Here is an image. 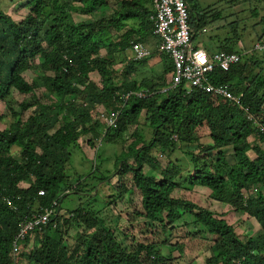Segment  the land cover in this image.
Instances as JSON below:
<instances>
[{"label": "trees", "instance_id": "obj_1", "mask_svg": "<svg viewBox=\"0 0 264 264\" xmlns=\"http://www.w3.org/2000/svg\"><path fill=\"white\" fill-rule=\"evenodd\" d=\"M185 1L194 40L205 33L206 20ZM99 6H110L114 13L83 23L71 20L72 13ZM153 13V0H31L19 23L0 10V109L4 105L6 110L0 120L10 119L0 131V264H19L23 258L28 264H190L182 240L196 237L211 238L206 264H264V77L257 71L263 69L264 53L243 55L229 71L211 76L214 84L242 94L243 107L195 90L187 95L182 87L159 94L169 82L137 77L138 66L157 56L174 74L172 60L160 50L162 38L152 31ZM130 20H141V27H131L107 46L108 52L119 51L124 63L133 41L147 46L150 55L127 62L118 72L119 63L101 55V44ZM93 73L98 82L92 81ZM141 91L152 95L137 96ZM69 100L74 102L66 105ZM100 106L119 112L117 122L109 125ZM144 112L148 117L140 123ZM141 125L153 131L150 140L138 131ZM203 125L210 129L212 144L196 146L193 131ZM100 140L124 143L116 158L121 168L101 172L93 156L98 149L85 156L95 163L89 173L66 176L75 151L84 142L94 148ZM115 174L123 178L118 185L111 182ZM97 181L114 186L115 197L107 206L127 198L124 216L131 218L126 229L107 227L90 203L22 237L44 207L56 202L62 210L66 196L88 187L95 191L97 185L91 184ZM195 188L210 191L209 198H218L228 212L255 219L260 228L251 236L240 234L235 222L175 195ZM70 226L74 238L68 237ZM142 232L156 239L137 240Z\"/></svg>", "mask_w": 264, "mask_h": 264}, {"label": "rangeland", "instance_id": "obj_2", "mask_svg": "<svg viewBox=\"0 0 264 264\" xmlns=\"http://www.w3.org/2000/svg\"><path fill=\"white\" fill-rule=\"evenodd\" d=\"M30 3L31 0H0V10L4 11L8 16H11L17 23H19L28 14ZM120 4L121 2L116 3V5ZM190 4L194 9V12L202 14L203 20H206V32L198 33L196 35L193 41L195 45L202 46L203 48H207L214 52L224 49L252 50L255 42L264 38V22L262 20L264 19V0H190ZM86 6H88V4ZM113 9L114 8L110 6H99L98 8L90 7L87 8V12L82 13L77 11L72 13L73 16L71 17V20L77 23H83L91 18H110L114 13ZM141 24V20L127 21L126 27H123L120 30L113 29L103 38L101 55L107 60L115 59L114 62L119 63V65L116 66L118 72L125 67V64L120 62V52L116 51L111 55L107 50V46L110 43H117L121 39V36H123L131 27L139 29ZM150 41L151 45L155 43L154 40ZM159 57L160 59L157 62H155L153 58L149 60L145 67L138 66L139 72L137 77L139 79L146 77H159L162 81H166L165 83H167L170 78H172V74L169 71H166L165 67L168 63L162 56ZM37 62L41 63L42 58H38ZM261 67H263V69L257 71L260 73L259 75L264 77V63L261 64ZM91 78L94 82L100 80L97 73H93ZM262 93H264V91L261 92V94ZM0 112H6V110H4V105H1ZM147 117L148 116L144 112L141 115L140 123H143ZM9 120V118L0 120V131L9 127ZM133 131L134 127H131L130 131L124 136L125 139H127V142L132 139L131 134ZM138 131L143 132L146 135V140L152 138L153 131L148 126L141 125ZM193 133H195L196 138L198 139V141H194V145L197 146L200 144L205 146L212 144L211 132L208 126H199L194 129ZM85 143L86 142H84L82 146L83 149L75 151V154L72 156V162L66 166V176L75 178L82 174L86 175L89 173L95 163L93 162V159L85 158V156L88 153L93 155L98 149H100L99 152L93 156L97 160V164L101 166V172L109 170L111 174V171L112 173L116 171L115 168L118 170L121 168V165L119 167L116 166V158L124 149V143H120L117 140L113 143H106L100 140L94 148H90V145H86ZM199 150L198 147L196 153H199ZM19 151L18 148H13L15 154H19ZM212 158H214V156H212ZM163 159L164 158H162V160ZM208 161L213 165L211 160ZM106 174L108 175L109 173ZM98 175L100 176L101 173L98 172ZM129 177H131V175H129ZM122 180L123 178L117 174L113 175L111 178V182L116 183L117 185ZM94 185H97V190L95 191L90 190L91 187H88L82 190L78 195L69 194L66 196L62 201V210H59V212L61 214L70 213L80 205L87 207L91 203L93 208L103 215L104 223L107 227L121 226L126 229L127 220L131 218V216H128V218H125L124 216L126 212L129 211L127 208L129 206L127 198L123 197L121 201L118 200L119 202H117L116 206L114 204L107 206L106 203L115 197L113 196L115 195L113 189L114 186L108 181L93 182L91 186ZM210 194L211 192L206 189L195 188L193 192L178 191L175 195L176 197L185 196L186 198H190L200 206L217 212L220 216H224V219L235 222L236 229L240 234L251 236L260 228L255 219L249 217L244 218L242 213H236L234 211L228 212V206L222 204L216 197L214 199L212 198V200L209 198ZM215 195L216 194H214V196ZM68 232V237H70V235H72L73 238L75 237L76 234L73 226H70ZM147 239L151 241L156 238H152L150 235L147 236L143 234V232L142 234L137 235V240L147 241ZM173 242L177 243L178 239ZM182 242L184 243V250L187 253L190 264H206V259L210 255L209 249L212 245L211 238L196 237L195 239L182 240ZM19 264H28V261L26 258H23Z\"/></svg>", "mask_w": 264, "mask_h": 264}, {"label": "built area", "instance_id": "obj_3", "mask_svg": "<svg viewBox=\"0 0 264 264\" xmlns=\"http://www.w3.org/2000/svg\"><path fill=\"white\" fill-rule=\"evenodd\" d=\"M154 13L150 16V23L154 35L160 36V50L167 54L173 62L174 74L172 85L160 91L167 93L185 85L190 94L193 90L203 91L225 102H231L238 106L242 105L240 96H237L227 84H214L212 74L216 71L227 72L241 60V54L237 52L217 51L209 54L202 48H196L189 24V5L185 0H153ZM254 51L264 52V39L257 41ZM128 62L139 61L150 55V50L142 43H133ZM139 97H149L151 91H141L136 94ZM130 95L125 96L129 99ZM118 114L113 113L107 118V123L112 125L116 122ZM264 133V127L262 128ZM40 196L44 191L39 192ZM33 216V219L23 228V236L30 231L42 229L53 220L54 216L60 215L58 204L55 202L51 208L44 207Z\"/></svg>", "mask_w": 264, "mask_h": 264}, {"label": "clouds", "instance_id": "obj_4", "mask_svg": "<svg viewBox=\"0 0 264 264\" xmlns=\"http://www.w3.org/2000/svg\"><path fill=\"white\" fill-rule=\"evenodd\" d=\"M153 7H154V4H153ZM205 32H206V30H205ZM262 39H264V38H261V39H259V40H262ZM259 40H257V41H259ZM194 41V40H193ZM256 41V42H257ZM255 42V43H256ZM134 42L133 41H131V46H132V44H133ZM139 43V42H138ZM194 43V42H193ZM194 46L196 47V48H201V47H198L197 45H195L194 44ZM131 48V47H130ZM130 48L128 49V52H127V55H126V57H127V61L126 62H124V64L126 65V63L128 62V57L130 56V53H129V50H130ZM202 49H204V48H202ZM205 51H206V49H204ZM241 50V51H240ZM220 51H222V50H220ZM207 52V51H206ZM214 52V51H213ZM215 52H217V51H215ZM232 52H237V53H239V54H241V60H242V56L245 54V55H252L253 53H256V54H260V53H264V52H257V51H254V49H250V50H247V49H239V50H233ZM229 53H231V52H229ZM169 83H168V86H166V87H160V89L157 91V93H159V94H162V93H160V91L161 90H163V89H167V88H169L171 85H172V78H170V80L168 81ZM229 86V85H228ZM230 87V86H229ZM180 88V87H179ZM179 88H177V89H179ZM231 88V87H230ZM182 89L183 90H185V91H188V89L185 87V85H183L182 86ZM232 89V88H231ZM176 90V89H175ZM175 90H168V92H172V91H175ZM233 90V89H232ZM194 91V90H193ZM192 91V92H193ZM195 91H198V90H195ZM234 91V90H233ZM167 92V93H168ZM198 92H203V91H198ZM203 93H205V92H203ZM234 93L237 95V96H240L241 97V100H242V97H243V95L242 94H237L235 91H234ZM205 94H207V93H205ZM187 95H189L188 93H187ZM208 95H211V94H208ZM213 98H215V99H218V100H220V101H222V102H224V103H229L230 105H234V106H236V104H233V103H231V102H225V101H223L222 99H220V98H217V97H214L213 95H211ZM72 102H74L73 100H69V101H67L66 102V105H68V104H70V103H72ZM238 106V105H237ZM241 107H243V101H242V105H241ZM67 108V107H66ZM100 109L102 110V112H104V113H106L107 112V115L110 117L113 113H110L109 111H106V110H104V108L102 107V106H100ZM246 111H248L249 112V110H248V108H246ZM247 112V114H248V116H249V118L251 119V115H250V113H248ZM116 114H118V116H117V119H118V117H119V115H120V113L119 112H115ZM106 118H108L107 116H106ZM116 122H117V120H116ZM174 139H175V137H174ZM102 141V140H101ZM248 195H246V197H247ZM61 214V213H60Z\"/></svg>", "mask_w": 264, "mask_h": 264}, {"label": "crops", "instance_id": "obj_5", "mask_svg": "<svg viewBox=\"0 0 264 264\" xmlns=\"http://www.w3.org/2000/svg\"><path fill=\"white\" fill-rule=\"evenodd\" d=\"M198 46V45H197ZM201 48H203L202 46H200ZM160 59V57L159 56H157V57H154V59L153 60H155V62H157L158 60Z\"/></svg>", "mask_w": 264, "mask_h": 264}]
</instances>
